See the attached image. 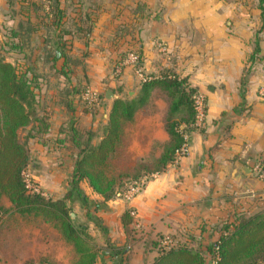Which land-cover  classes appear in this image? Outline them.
<instances>
[{"label":"crops","instance_id":"0c3cea01","mask_svg":"<svg viewBox=\"0 0 264 264\" xmlns=\"http://www.w3.org/2000/svg\"><path fill=\"white\" fill-rule=\"evenodd\" d=\"M256 40L259 52L249 64ZM129 51L141 53L139 71L121 64ZM0 56L36 82V118L19 135L29 170L51 199L71 189L74 138L83 141L91 130V142L98 144L113 101L136 97L141 76L170 72L206 95L204 126L190 133L188 154L160 170L158 161L172 142L166 124L177 119L170 116L168 93L153 87L124 122L108 173L111 168L110 175L129 180L155 173L130 202L118 194L103 202L86 179L81 191L101 202L90 208L93 218L77 195L68 198L75 222L105 248L96 264H125L128 255V264H151L159 255L156 242L165 236L205 248L221 223L264 211V178L253 168L264 160L260 0H0ZM86 93L95 95L93 105ZM0 205V264L22 257L15 242L20 230L40 241L41 253L29 247L41 257L35 264L55 255L48 251L54 243L73 250L51 222L17 215L4 195ZM128 207L137 216L125 228L121 217Z\"/></svg>","mask_w":264,"mask_h":264},{"label":"trees","instance_id":"16d2710c","mask_svg":"<svg viewBox=\"0 0 264 264\" xmlns=\"http://www.w3.org/2000/svg\"><path fill=\"white\" fill-rule=\"evenodd\" d=\"M260 8L264 14V0H260ZM257 52L259 46L256 40L249 64H252ZM138 53L141 65L142 56ZM155 86H160L171 97V113L180 108L186 113L179 121L167 122L166 129L172 142L159 159L160 167L156 170L174 160L175 151L183 143L184 135L198 130L194 125L193 104V94L197 89L189 87L184 79L175 74L166 72L161 77L141 82L136 97L117 98L113 101L103 138L98 144L91 142V130L86 132L83 141L74 138L78 153L70 179L71 189L64 197L51 199L29 190L23 177V171L29 166V156L25 145L19 141V130L36 118V82L28 77L27 71L4 61L0 56V196L8 198L14 213L23 217L39 216L51 222L73 247L76 258L71 264H96L105 248L96 243L87 226L75 222L67 200L77 195L86 209L87 218L91 219L93 215L90 208L98 209L101 202L89 199L81 191L80 181L86 179L105 202L119 193L123 194L134 180L143 175L132 176L130 180L126 179L128 175H110L108 158L120 139L124 122L130 120L135 110L146 102ZM129 210L130 207L121 217L125 228L132 222ZM3 211L0 205V212ZM217 230L218 236L205 248L201 247V243L199 246H188L175 240L169 248H164L160 245L161 240L156 242L159 255L151 264H264V211L249 216H236L231 222L221 223ZM127 231L130 233V230ZM45 259L46 264H55L52 258Z\"/></svg>","mask_w":264,"mask_h":264},{"label":"built area","instance_id":"2783aa9c","mask_svg":"<svg viewBox=\"0 0 264 264\" xmlns=\"http://www.w3.org/2000/svg\"><path fill=\"white\" fill-rule=\"evenodd\" d=\"M140 56L137 51H129L126 53L123 61L121 64H128L132 65V67L136 70L139 71L140 69V64H139ZM141 82H144L148 80L149 78L146 76H141L140 77ZM86 100L88 105H93L96 102V97L95 95L91 93H86ZM193 104H194V110H195V121L194 125L198 127L199 129H202L204 126V120H205V113H206V95L202 91L196 90L193 94ZM190 136L189 134L184 135V141L180 145L179 148L176 149L175 151V156L174 160L172 163H176L177 160L184 156L187 155L189 152V144H188V137ZM254 170L257 173V176L260 178H264V162L261 160H257L254 163L253 166ZM155 176V173H146L141 175L138 179L134 180L129 187L124 191L123 194L119 193L118 195L126 202H130L136 195L142 192L146 184ZM23 177L24 181L26 183V187L36 193H42L45 195L40 187L37 185V183L34 180V177L28 168L23 171ZM46 196V195H45ZM47 197V196H46ZM130 216L134 219L137 216V213L134 208L130 207L129 210ZM174 243V240L170 236H165L161 240V245L164 248H169L172 244Z\"/></svg>","mask_w":264,"mask_h":264},{"label":"rangeland","instance_id":"374dc122","mask_svg":"<svg viewBox=\"0 0 264 264\" xmlns=\"http://www.w3.org/2000/svg\"><path fill=\"white\" fill-rule=\"evenodd\" d=\"M167 97H168V100L170 101L171 97L169 95ZM170 116H171V118L177 117V119L175 121H179L180 119H183L186 116V113H185V110L183 108H180V110L173 112V113H170ZM20 130H22V128ZM22 138H24V136L21 137L19 135V141L20 142H22ZM23 144H24V142H23ZM25 148H26V146H25ZM28 162L30 163V158H29ZM112 171L113 170L110 168L109 173H111ZM71 210H73V209L71 208ZM8 214H14V213H8ZM81 220H83V219H81ZM27 221L32 222L31 220H26V222ZM129 235L132 236V239H136V238H134L133 234L129 233ZM17 237L19 239L15 240V242H16L17 246L20 247L19 250L22 251V252H20L22 257H20L18 255V253L16 252L17 253L16 255L11 256L12 260H14L13 263H11V264H14L15 260H21L22 261V260H25L26 258H29V259L25 260L24 264H35L36 260L41 259V257L37 256L36 254L31 253L33 251V249L35 250L33 253H37V252L41 253L43 251V250H41V246L39 245L40 241L37 242L36 238L32 237V234L29 231L20 230V235ZM30 244H32V245H30ZM160 245H161V243H160ZM30 246H34V248L30 249L29 248ZM128 246H130V245H127V247ZM130 249L133 251L134 247L130 248ZM130 249H128V250L130 251ZM48 251L55 254L53 257H50V258H54L53 260H54L55 264H63L64 262L67 264H71L75 260V257L73 256V250L68 249V247H66V246H60V245H58V243H54L52 245H49ZM26 252H30V255H28V253H26ZM13 253H14V251H12V254ZM126 257L124 258L123 262H125V264L126 263L128 264L129 255Z\"/></svg>","mask_w":264,"mask_h":264},{"label":"water","instance_id":"95a60500","mask_svg":"<svg viewBox=\"0 0 264 264\" xmlns=\"http://www.w3.org/2000/svg\"><path fill=\"white\" fill-rule=\"evenodd\" d=\"M105 97L108 99V98H111L112 97V91L111 90H107L106 91V94H105Z\"/></svg>","mask_w":264,"mask_h":264}]
</instances>
